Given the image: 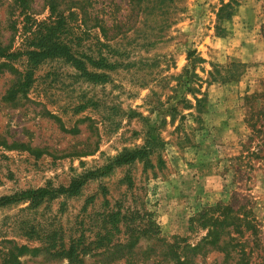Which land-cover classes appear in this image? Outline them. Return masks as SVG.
I'll list each match as a JSON object with an SVG mask.
<instances>
[{"label": "rangeland", "instance_id": "obj_1", "mask_svg": "<svg viewBox=\"0 0 264 264\" xmlns=\"http://www.w3.org/2000/svg\"><path fill=\"white\" fill-rule=\"evenodd\" d=\"M46 1L28 19L0 0L19 53L0 73V264H173L185 247L191 264H264V164L238 156L242 98L264 83V0H232L223 22L228 0H55L58 26ZM46 35L81 66L28 61Z\"/></svg>", "mask_w": 264, "mask_h": 264}, {"label": "trees", "instance_id": "obj_2", "mask_svg": "<svg viewBox=\"0 0 264 264\" xmlns=\"http://www.w3.org/2000/svg\"><path fill=\"white\" fill-rule=\"evenodd\" d=\"M10 3L8 6L10 7V10L18 8L20 9V12L24 16V18H28V11L30 10L29 7V0H9ZM235 4L234 1L228 0L227 3L222 4L217 12H216V19L218 22H223L226 19L230 18V16L233 14V5ZM46 7L49 12V16H54V20H52V24L54 26H58L61 20H63V16L61 15V11H57V5L55 3V0H47L46 1ZM68 9V8H67ZM65 8V11H69ZM29 19V18H28ZM7 21V20H6ZM9 24H12V21H10ZM1 21H0V27H1ZM11 30L14 29V26L9 27ZM8 49H10V45H3V42L1 40L0 36V73L1 70L4 67H8L7 62L11 61V59L16 56V54L19 53H10L8 52ZM24 55L26 56L28 61H31L33 59L38 58H49V57H68L74 64L81 66V60L76 58L73 54H69L68 49L65 47L64 44H60L58 42H55L52 36H38V38L35 40V42H32L28 44L27 49L23 50ZM190 57V53L187 56ZM6 62H3L5 61ZM199 62H202L198 59ZM92 64L102 65L101 59L98 61V63H94L91 61ZM92 81H98L101 78V76H98L96 74H90L89 75ZM29 78L25 77L20 80L19 78L15 80V83L12 87L9 88L8 91L5 92L4 100L6 101H12L14 99L15 94L17 93H24L25 88L28 85ZM197 106V112H199L201 106L204 104L205 98L202 96L200 99L194 98ZM243 101V109H244V115H245V123L248 129L250 130L249 134L244 138V140L240 143V150L239 155L242 156L241 158H250V160H255L256 164L259 162L264 164V83H261L259 85L258 90L252 92L249 95H245L242 98ZM136 152L128 153L124 155L117 163H126L130 162L135 159ZM237 159V158H235ZM234 159V160H235ZM247 163V164H246ZM243 167H245L247 170H253L254 164L253 161L251 163L247 161ZM236 171V170H235ZM70 189H73L72 191H75V186H70ZM47 191H31L27 194H24L26 198L30 201H38L44 198L45 195H47ZM237 194L235 192L232 193V197L230 202H235L237 198ZM228 203L227 205H224L222 207V210L224 211V216L228 213L236 214V211L232 210L231 203ZM217 206L213 207L216 208ZM241 207V206H240ZM212 208V210H213ZM239 209V208H238ZM191 222H195V218L190 220ZM211 225L216 224V219H210L209 220ZM245 226H251L250 221L246 220V222H243ZM252 227V226H251ZM17 249V255H22L26 248L20 247ZM195 250V247H192L190 250L189 248L185 247L183 248V251L189 252ZM180 252H172L169 255V259L173 260V264H191L189 259L187 258L184 253L181 255ZM70 251H68L69 254ZM67 254V255H68ZM66 258H70V256H66ZM16 258L14 256H9L8 263L9 264H18V262L15 260Z\"/></svg>", "mask_w": 264, "mask_h": 264}]
</instances>
